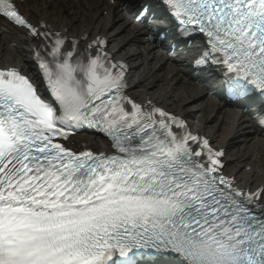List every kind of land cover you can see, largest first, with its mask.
I'll return each mask as SVG.
<instances>
[{
    "label": "snow or ice",
    "instance_id": "1",
    "mask_svg": "<svg viewBox=\"0 0 264 264\" xmlns=\"http://www.w3.org/2000/svg\"><path fill=\"white\" fill-rule=\"evenodd\" d=\"M21 3L0 0V19L48 58L35 53L43 91L0 68V264H138L143 250L183 264H264V188H239L221 171L222 150L126 97L105 40L68 51ZM163 3L182 35L204 37L198 64L236 74L232 95L264 93V0ZM85 125L111 151L67 147L69 129Z\"/></svg>",
    "mask_w": 264,
    "mask_h": 264
},
{
    "label": "bare ground",
    "instance_id": "2",
    "mask_svg": "<svg viewBox=\"0 0 264 264\" xmlns=\"http://www.w3.org/2000/svg\"><path fill=\"white\" fill-rule=\"evenodd\" d=\"M22 3L31 18H45L72 34L87 33L91 38L112 33L116 54L134 64L131 80L137 97L150 96L164 106L183 112L215 141L227 143L231 158H236V162L251 163L264 172V136L256 137L255 127L244 114L228 111L220 100L208 98L203 88L188 79L176 63L166 59L153 44L143 42L144 28L123 7L114 9L103 0H22ZM30 46L21 30L0 23L1 63L31 66ZM93 142L98 146L104 144L98 139ZM240 168L233 169L232 175L240 178L244 185L264 183V174L260 178L254 173L244 181Z\"/></svg>",
    "mask_w": 264,
    "mask_h": 264
},
{
    "label": "rangeland",
    "instance_id": "3",
    "mask_svg": "<svg viewBox=\"0 0 264 264\" xmlns=\"http://www.w3.org/2000/svg\"><path fill=\"white\" fill-rule=\"evenodd\" d=\"M160 104V103H159ZM199 122L200 121H198V124H199ZM199 129V128H198ZM225 137H226V135H225ZM254 155H256V154H254ZM237 164V163H236ZM238 166H240L241 167V164H237V165H234L233 164V167H232V169H235L236 167H238ZM243 168H245V165H243L242 166V172L240 173V174H242L243 176H244V180L246 181L248 178H249V176H250V174H252V173H247V172H245L244 170H243ZM240 171H241V168H240ZM257 177H259V176H257ZM261 178V177H260ZM241 184H243V183H241ZM259 184V183H258Z\"/></svg>",
    "mask_w": 264,
    "mask_h": 264
}]
</instances>
